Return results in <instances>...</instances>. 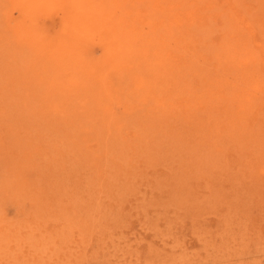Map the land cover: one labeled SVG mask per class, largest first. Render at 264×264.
Wrapping results in <instances>:
<instances>
[{
  "label": "rangeland",
  "instance_id": "obj_1",
  "mask_svg": "<svg viewBox=\"0 0 264 264\" xmlns=\"http://www.w3.org/2000/svg\"><path fill=\"white\" fill-rule=\"evenodd\" d=\"M257 1L0 0V264H264V105L216 55Z\"/></svg>",
  "mask_w": 264,
  "mask_h": 264
},
{
  "label": "bare ground",
  "instance_id": "obj_2",
  "mask_svg": "<svg viewBox=\"0 0 264 264\" xmlns=\"http://www.w3.org/2000/svg\"><path fill=\"white\" fill-rule=\"evenodd\" d=\"M255 3H256V5H258V9L257 8H255V9H257L259 12L264 13V0H258ZM249 7H251V6H249ZM244 10H245V7H244ZM254 18L255 17H253L252 19H254ZM230 21L237 22L236 18H232V20H230ZM230 21H228V22H230ZM255 21L256 20H254V22ZM245 22L246 21L244 20V18L243 19L240 18L239 24L229 25L226 22L224 23L223 19L221 20V22H220L221 25H219V26L221 27V29H223L222 31L225 33V36H227L226 30H225V27H227V26L231 30H236V32H235V35L231 36V40L228 41V39H227L226 44H225V42L223 43L222 47H220L221 49L218 51L219 53L216 54L220 57L222 56L223 59H225L228 64L230 63L232 66H234L232 69H230L233 71V74L231 73L230 77H233L234 79L232 81H230L229 84H227L228 85L227 86L228 92L224 91L221 98L222 99L225 98V100L229 101L228 103L230 104V107H231L229 110V116L231 117L234 114L232 117L239 116L237 119H240V120L242 119L243 115H245V116L248 115V113L252 107H255V106L256 107L257 106L263 107V105H264V69H263V67H264V35H262V36L260 35L257 38V36H255V34H253V31H252V30H254V28L251 30ZM208 28H207V30H208ZM27 32H28V30L26 31V34H27ZM201 32H203V31L201 30ZM227 32L230 35L231 32H229V31H227ZM196 34H197V32H196ZM189 38H190V36H189ZM224 41H225V38H224ZM180 42H182V41H180ZM218 56H216V57H218ZM186 65H187V63H186ZM201 65H202V63H201ZM180 84H182V83H180ZM237 112L238 113L240 112V113L237 114ZM0 121H2V120H0ZM258 130H259V128H258ZM205 151H207V150H205ZM210 160H211V158H210ZM209 166H210V164H209Z\"/></svg>",
  "mask_w": 264,
  "mask_h": 264
}]
</instances>
